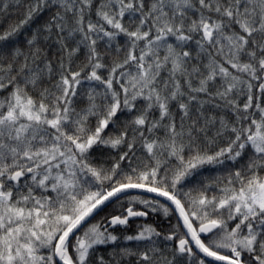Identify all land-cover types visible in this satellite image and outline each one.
I'll return each instance as SVG.
<instances>
[{
    "label": "snow or ice",
    "instance_id": "6c2138e0",
    "mask_svg": "<svg viewBox=\"0 0 264 264\" xmlns=\"http://www.w3.org/2000/svg\"><path fill=\"white\" fill-rule=\"evenodd\" d=\"M0 264H264V0H0Z\"/></svg>",
    "mask_w": 264,
    "mask_h": 264
}]
</instances>
